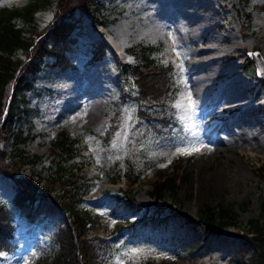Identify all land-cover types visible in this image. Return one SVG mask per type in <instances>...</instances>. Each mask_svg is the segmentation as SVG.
Returning <instances> with one entry per match:
<instances>
[{"label": "rangeland", "instance_id": "obj_1", "mask_svg": "<svg viewBox=\"0 0 264 264\" xmlns=\"http://www.w3.org/2000/svg\"><path fill=\"white\" fill-rule=\"evenodd\" d=\"M29 1L0 0V7ZM89 1L72 14L74 28L64 51L72 65L60 67L52 55H45L41 68L27 76L31 88L25 92L26 116L13 122L14 132L19 130L24 139L2 132L0 149L9 158L21 147L41 155V160L11 161L13 177L0 172V204L11 206L14 178L27 179L39 188L47 184L44 175L54 155L51 141L65 130L80 145L68 164L81 166L92 183L80 206L108 219L109 230L116 222L134 220L143 212L140 205L134 212L114 215L123 188L133 190L136 200L149 206L169 204L192 217H199L204 206L218 204H232L238 214L237 225L227 227L220 236L221 248L208 243L199 251H191L190 243L172 232L151 235L146 228L133 232L127 227L114 234L108 231L112 248L107 264H246L251 252L238 251L243 240L240 233L251 218L264 223V180L257 173L259 166L264 167V79L257 76L254 62L247 60L249 50H258L264 60V0H194L197 5L191 14L186 0ZM39 5L32 22L16 18L25 35L43 32L54 17L57 0H39ZM196 17L203 21L200 31L191 27ZM168 19L177 21L176 31L164 35L141 29ZM100 44L103 55L94 58L93 49ZM148 45L154 46L150 57L172 65L174 90L157 103L139 99L132 75L121 70L123 63L138 62L140 48ZM204 46L219 73L206 81L207 91L195 95L188 89L199 65L203 66ZM13 56L26 59L21 48ZM222 86L232 87L233 96L225 97ZM13 88V83L7 86L4 101ZM140 106L155 114H170L176 125L170 132L158 133L140 120ZM241 118L245 124L238 123ZM240 133L251 137L247 143H217L216 137ZM131 169L140 174L132 186L123 180ZM161 174L176 177L175 187L165 188L156 199L150 191ZM116 176L119 181L112 182ZM13 220L17 246L12 252L0 250V264H34L43 252L56 247L49 233L59 225L58 218L48 226L40 223L29 229L15 210Z\"/></svg>", "mask_w": 264, "mask_h": 264}, {"label": "trees", "instance_id": "obj_2", "mask_svg": "<svg viewBox=\"0 0 264 264\" xmlns=\"http://www.w3.org/2000/svg\"><path fill=\"white\" fill-rule=\"evenodd\" d=\"M88 3L89 0H57L53 19L44 27L43 32H35L33 35H25L24 30L17 25L16 18L32 22L34 12L40 6L39 0H30L22 6L0 7V137H3L2 132H7L24 139L19 130L14 132L13 122L26 116L25 92L31 88V81L27 76H32L41 68L45 55H52L54 62L60 67L65 68L72 64L64 52L69 46L74 28L72 14L77 8ZM102 46L103 44H100L93 49L94 58L103 55ZM18 48L25 52V60L14 58ZM153 50L152 45L141 47L140 60L134 64H121V70L132 75L139 99L157 103L169 98L168 94L174 88L170 76L171 65H162L150 57ZM20 71L25 73L18 75ZM11 83L14 85L13 93L4 101V91ZM148 109L151 111L150 108L139 107L140 120L144 119L155 127L158 133L170 132L175 124L174 118L166 113L149 112ZM17 150V154L9 158V155L0 149V172L13 177L11 161L33 164L41 160V155L37 153L27 152L21 147ZM79 150L77 140L65 130H61L51 141V151L54 155L47 174L44 175L47 184L39 188L27 179L14 178L16 192L11 198V206L0 204V249H16L17 243L13 239L15 210L24 217L29 229L40 223L45 227L57 218L60 222L56 229L49 233L56 247H50L43 252L35 264H107L111 261L112 248V237L108 236L107 232L112 231L111 234H114L121 227H127L133 232L146 228L151 235L155 232L175 233L190 243L191 251H199L208 243L221 248L222 233L227 227L236 226L238 223V214L232 204H218L214 207L206 205L201 209L199 217H192L185 212L174 211L169 204L149 206V203L136 200L133 190L123 188L116 198L114 215L134 212L140 205H144L143 212L134 220L124 218L116 222L112 230H109L108 219L105 220V217L93 214L89 209L80 206L92 183L91 178L81 172V166L75 163L69 165L67 162L73 159ZM4 158H8L9 162H3ZM263 168L259 166L257 173L264 180ZM139 175V172L131 169L124 174L123 179L132 186ZM159 176L160 180L152 184L150 191L156 199L162 196L165 188L173 189L176 181V177H162V174ZM118 180L116 176L111 181ZM240 235L243 240L238 251L242 254L251 252L246 264H264V223L259 218H251Z\"/></svg>", "mask_w": 264, "mask_h": 264}, {"label": "bare ground", "instance_id": "obj_3", "mask_svg": "<svg viewBox=\"0 0 264 264\" xmlns=\"http://www.w3.org/2000/svg\"><path fill=\"white\" fill-rule=\"evenodd\" d=\"M185 5H186V9H187V11L191 14L192 13V8H194V7H196V5H197V3L194 1V0H186L185 1V3H184ZM192 19H191V17H190V21H191ZM194 21H193V24L191 25V27H193V29L195 30V31H200L201 30V28H202V26H203V21H201L199 18H194L193 19ZM178 23H177V21L175 20V19H168V20H160V21H158V22H156L155 24H153L151 27H143V28H141L142 30H151V31H154L155 33H163L164 35L167 33L168 34V32H171V31H176V29H178V25H177ZM180 25V24H179ZM184 29V28H183ZM176 33V32H175ZM208 47H210V46H208ZM199 48V47H198ZM201 50H203V53L205 54L204 55V59H203V63H202V65L203 66H201V65H199V67H201V69H198V72H197V74H196V76L194 77V78H192V82L190 83V86H189V88L190 89H188V91H192L191 93H194L195 95L197 94H202V93H204L205 91H207L206 90V87H207V84H206V81L207 80H210V79H214L215 77L214 76H216V75H218V69L214 66V64H213V61H212V55L210 56L209 54H208V48H207V46H204L203 48H201ZM211 52V51H210ZM202 53V54H203ZM198 66V65H197ZM196 72V71H195ZM224 89H222L223 90V93H224V96L225 97H228V98H230V97H232L233 96V94H234V90H233V88L232 87H230V86H222ZM188 88V87H187ZM187 88H185V89H187ZM184 89V90H185ZM187 91V90H186ZM182 93H184V92H182ZM190 93V92H189ZM189 93H188V95H189ZM182 95V94H181ZM186 95H187V93H186ZM236 95V94H235ZM184 96V95H183ZM182 96V97H183ZM180 97V96H179ZM181 98V97H180ZM191 98V97H190ZM190 98H188V96H187V99H190ZM185 100H186V98H184ZM234 101V100H233ZM182 102V101H181ZM232 102V101H231ZM179 103V102H178ZM186 103H188V101L186 102ZM95 105H97V103H94V105L93 106H90L91 107V109H94L96 106ZM186 105V104H185ZM188 105V104H187ZM179 106H181V105H179ZM90 109V110H91ZM246 119V118H245ZM255 122V121H254ZM253 122V123H254ZM238 123H243V124H245L246 123V121L243 119V118H241L240 120H239V122ZM243 126V125H242ZM249 126V125H248ZM243 128H244V126H243ZM248 129V128H247ZM247 132V131H246ZM243 134V133H242ZM241 133L240 134H238V135H236L237 136V138H236V136H230V137H227V138H223V137H216L217 138V143H219V144H225V143H227V142H233V141H240V142H243V143H247V140H248V138L250 139L251 137H249L248 135H245L244 137H243V135H242ZM214 137V136H213ZM226 137V136H225ZM212 138V137H211ZM240 167H242V166H240ZM239 167V168H240ZM242 169V168H241ZM223 180H224V177L223 176H220L219 177V179H218V181H219V183H222L223 182Z\"/></svg>", "mask_w": 264, "mask_h": 264}, {"label": "water", "instance_id": "obj_4", "mask_svg": "<svg viewBox=\"0 0 264 264\" xmlns=\"http://www.w3.org/2000/svg\"><path fill=\"white\" fill-rule=\"evenodd\" d=\"M247 55L255 64L257 76L264 79V60L260 52L258 50H249Z\"/></svg>", "mask_w": 264, "mask_h": 264}, {"label": "snow or ice", "instance_id": "obj_5", "mask_svg": "<svg viewBox=\"0 0 264 264\" xmlns=\"http://www.w3.org/2000/svg\"><path fill=\"white\" fill-rule=\"evenodd\" d=\"M188 107H189V108H192V107H193V105H192V103H191V101H190V100H189V103H188ZM182 119H183V117H182ZM192 135H193V136H195V135H196V133H195V132H193V133H192ZM186 154H190V153H186Z\"/></svg>", "mask_w": 264, "mask_h": 264}]
</instances>
